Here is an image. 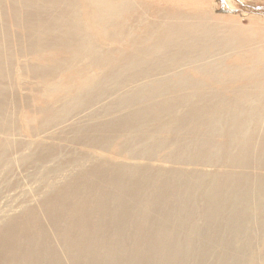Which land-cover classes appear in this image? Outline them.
I'll list each match as a JSON object with an SVG mask.
<instances>
[{"label":"bare ground","instance_id":"6f19581e","mask_svg":"<svg viewBox=\"0 0 264 264\" xmlns=\"http://www.w3.org/2000/svg\"><path fill=\"white\" fill-rule=\"evenodd\" d=\"M187 4L0 0V264H264V24Z\"/></svg>","mask_w":264,"mask_h":264},{"label":"rangeland","instance_id":"374dc122","mask_svg":"<svg viewBox=\"0 0 264 264\" xmlns=\"http://www.w3.org/2000/svg\"><path fill=\"white\" fill-rule=\"evenodd\" d=\"M134 1L139 3L143 7L144 11H150L151 13H153L154 10L156 11V10H159V9H166L167 11H169V10H172V9H170V7L171 8L179 7L183 3L181 5V8H182L185 3H188L187 5L191 6V8H195V7L197 8L198 7V9H199V8L203 7L202 9H204L205 11L210 12L213 16H218V17H221V18L232 19V20L236 21L242 27H248V26L257 25V24H264V0H153L152 4H148V3L145 4L143 2V5L139 2V1H142V0H134ZM180 2H181V4H179ZM8 25L10 26V22L8 23ZM92 32H93L94 36L96 37L95 43L97 44V46L102 47V48H104L106 46H109V43H106L103 40L104 38H102L100 36V32L101 31L99 29H96V30H94ZM114 47L116 49H118V51L119 50H121V51L123 50V49L120 48L121 46L117 45V47L116 46H114ZM32 87L33 88H39L38 85H35V86L32 85ZM32 93H33V96H32V98L30 100V101H32L31 104L35 108H38V107L41 106L40 105L41 104V99L38 102V99L41 98V97L38 95V92L36 94L34 92H32ZM26 94L29 95V91H27ZM26 120L27 121L23 120L22 124L20 125L19 133H20V136H22L21 139L27 140L28 142L31 141V140L32 141L36 140V142H41L43 140L42 142H46V143H56V142H58V141L50 142L49 140L43 139V137H40V136L39 137H35V138H31L29 133H28V129L31 128V127L34 128V125H35L34 124V119L32 121H31V119L30 120L26 119ZM68 140H69V143H65L64 144V145L69 146L68 149L66 147V154H65L64 151L61 154L62 157L66 158V159L70 158L71 153H72V156L82 155L85 158H88V157L90 158V157L96 156L97 153H98V151L93 153L92 149L86 148V147H83V146L80 147V146H78L80 144H76L75 142L71 141L70 139H68ZM110 152H111V149H110ZM102 155H104V154L102 153ZM109 159H114V158L111 155H109ZM88 161L89 160H85L84 161L85 162L84 165L88 166L89 165ZM48 163H49V165L47 164L48 165L47 166L45 164L46 167L44 165V168H48V167L52 168L53 167L54 163H52V162H48ZM138 163H143V161L139 160ZM152 164L153 165H160V166H163V167L166 166V168L169 166L166 163L161 164L160 162H153ZM186 168L190 169L191 167H186ZM208 169L211 170L212 168L206 167V170H208ZM64 170L65 171L62 172L64 174L63 176H65V175L75 176L77 174L75 171H72V169L70 170V168H67V167H66V169L64 168ZM204 170H205V168H204ZM30 173H31V175H29L30 177L28 176L30 179L28 177L27 178H23V179L22 178L18 179L20 184H21L20 189H17L18 191L6 194L5 193L6 189H4V188L0 189V190H2V191H0V193L3 192V193H1L2 197L0 199V207H4L8 203L7 204L8 207H11L13 209V211L18 212L19 208H18L17 205H20V201H23L24 200L23 196H25L22 192H25L26 195H27V196H25L26 199H27L26 200L27 203H29L30 201L32 202V200L34 198L36 199L38 196L42 195L41 191L42 190L44 191L45 188L42 186L41 183H39L37 181L36 175L33 174V171L29 172L28 174H30ZM24 175H27V174H24ZM53 175L54 174H52V173L48 174V177H47L48 180L50 182H55V181L58 182L59 181V177L57 178V175H54V176ZM53 179L55 181H53ZM63 179H64V177H63ZM60 180L62 182V176H61ZM37 185H39V186L37 187ZM35 187H37V188L35 189ZM39 189H40V193H39ZM31 190L34 193L31 192ZM36 192H38V193L36 194Z\"/></svg>","mask_w":264,"mask_h":264}]
</instances>
